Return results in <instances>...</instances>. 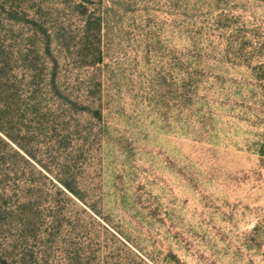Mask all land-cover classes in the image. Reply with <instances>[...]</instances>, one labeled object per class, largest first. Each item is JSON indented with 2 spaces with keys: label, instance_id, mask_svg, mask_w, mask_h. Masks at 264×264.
<instances>
[{
  "label": "rangeland",
  "instance_id": "1",
  "mask_svg": "<svg viewBox=\"0 0 264 264\" xmlns=\"http://www.w3.org/2000/svg\"><path fill=\"white\" fill-rule=\"evenodd\" d=\"M0 127V264H264V0H0Z\"/></svg>",
  "mask_w": 264,
  "mask_h": 264
},
{
  "label": "trees",
  "instance_id": "2",
  "mask_svg": "<svg viewBox=\"0 0 264 264\" xmlns=\"http://www.w3.org/2000/svg\"><path fill=\"white\" fill-rule=\"evenodd\" d=\"M0 131L2 132V127H0ZM3 134L5 135V137L9 140V141H11L12 143H14L24 154H21L19 151H15L16 152V154L19 156V157H21L23 160H25L26 162L28 161H35V163H38L45 171H47L49 174H51L52 175V171H50V169H48V167H46V166H44V165H42V163H40L39 161H37V159H36V157L35 156H33L31 153H30V151H28L27 149H25L14 137H12L11 135H9L8 133H4L3 132ZM0 139H1V141L6 145V146H8V147H10L11 148V145H10V143L6 140V139H4V138H1L0 137ZM26 156H28L29 157V159L28 158H26ZM56 179V178H55ZM63 187H65L67 190H69V191H71V189H70V186L65 182V181H63L62 179H56ZM255 233H257L259 230H258V228H255L254 230H253Z\"/></svg>",
  "mask_w": 264,
  "mask_h": 264
}]
</instances>
